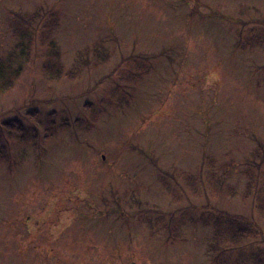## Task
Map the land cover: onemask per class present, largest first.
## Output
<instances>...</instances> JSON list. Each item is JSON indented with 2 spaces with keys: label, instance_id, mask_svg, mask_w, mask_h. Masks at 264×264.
<instances>
[{
  "label": "rangeland",
  "instance_id": "rangeland-1",
  "mask_svg": "<svg viewBox=\"0 0 264 264\" xmlns=\"http://www.w3.org/2000/svg\"><path fill=\"white\" fill-rule=\"evenodd\" d=\"M33 12L57 14L59 76L38 25L21 54L12 20ZM263 31L264 0H0V57L21 68L0 123L36 139L0 128V264H211L188 209L251 220L240 245L264 251ZM48 114L66 127L45 136Z\"/></svg>",
  "mask_w": 264,
  "mask_h": 264
},
{
  "label": "trees",
  "instance_id": "trees-1",
  "mask_svg": "<svg viewBox=\"0 0 264 264\" xmlns=\"http://www.w3.org/2000/svg\"><path fill=\"white\" fill-rule=\"evenodd\" d=\"M40 15H43V13L39 14V12H33L32 14H20L19 20H12V29L14 34L20 37L18 45L22 47L21 54L28 57L29 49L35 39L33 38L34 35L31 30L38 25L36 29L38 34L36 37L37 42L41 46H50L48 47L49 52L47 58L42 62L41 68L45 73H48V75L56 77L61 73V65L58 62L59 53L52 39V32L58 23L57 14L55 12H47L44 17H40ZM37 18H40V22ZM248 38L249 41L256 40V42L264 45V31L262 33L253 32L252 36L250 35ZM20 71V66L15 67L9 59L0 57V91L6 90L12 86ZM35 115V111L31 110L27 113L26 117L34 119ZM51 116L52 114H48L43 123L45 136L55 133L60 127H66L65 121H60L56 126ZM75 122L77 121L75 120ZM0 128L7 136L31 145L35 144V128L24 126L16 119L1 122ZM258 147V155L261 162L256 166L261 167L260 165L264 162V143L261 145L259 144ZM5 151L4 146L0 145V161L6 162L9 159ZM253 175L252 185L255 186L258 184V188H263L264 168H257V170L253 172ZM250 185L251 183L247 184V187L249 188ZM255 193L254 208L264 224V193L261 191ZM156 218V224H163L160 219L162 217ZM176 218L183 220L185 223L201 224L211 229L213 240H210L207 245L208 254L212 261L211 264H241L244 260L247 261L246 264H264L263 250H252L251 248H245L240 245V242L253 239L257 234L251 220L231 216L224 212L201 211L199 214L195 215L191 209L184 210Z\"/></svg>",
  "mask_w": 264,
  "mask_h": 264
},
{
  "label": "water",
  "instance_id": "water-1",
  "mask_svg": "<svg viewBox=\"0 0 264 264\" xmlns=\"http://www.w3.org/2000/svg\"><path fill=\"white\" fill-rule=\"evenodd\" d=\"M127 264H135L134 262H129V263H127Z\"/></svg>",
  "mask_w": 264,
  "mask_h": 264
}]
</instances>
